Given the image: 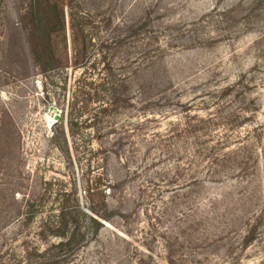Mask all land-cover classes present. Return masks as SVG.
Masks as SVG:
<instances>
[{"label": "rangeland", "instance_id": "obj_1", "mask_svg": "<svg viewBox=\"0 0 264 264\" xmlns=\"http://www.w3.org/2000/svg\"><path fill=\"white\" fill-rule=\"evenodd\" d=\"M62 200L69 264H264V0H0V264Z\"/></svg>", "mask_w": 264, "mask_h": 264}, {"label": "trees", "instance_id": "obj_2", "mask_svg": "<svg viewBox=\"0 0 264 264\" xmlns=\"http://www.w3.org/2000/svg\"><path fill=\"white\" fill-rule=\"evenodd\" d=\"M67 203V200H62L56 222L47 228L50 237L57 239V243L37 255L35 264H69L73 253L86 244L88 233L96 236L102 228L100 221H108L111 216L104 211V207L103 213L95 206L89 207L88 213H85L79 210L76 203L74 209ZM84 222L89 228H85Z\"/></svg>", "mask_w": 264, "mask_h": 264}, {"label": "water", "instance_id": "obj_3", "mask_svg": "<svg viewBox=\"0 0 264 264\" xmlns=\"http://www.w3.org/2000/svg\"><path fill=\"white\" fill-rule=\"evenodd\" d=\"M49 112H55V116H54V122H56L59 119V112L54 109L53 107L49 108Z\"/></svg>", "mask_w": 264, "mask_h": 264}]
</instances>
